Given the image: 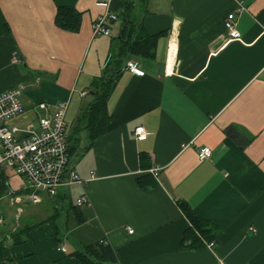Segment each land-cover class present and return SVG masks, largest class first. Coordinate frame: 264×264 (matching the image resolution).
<instances>
[{"label": "crops", "instance_id": "crops-1", "mask_svg": "<svg viewBox=\"0 0 264 264\" xmlns=\"http://www.w3.org/2000/svg\"><path fill=\"white\" fill-rule=\"evenodd\" d=\"M242 1V39L228 41L225 20L237 0H149L145 23L158 36L155 55L130 58L143 75L124 65L115 76L109 128L89 147L83 124L74 129L93 100V80L119 52L128 0H0L10 26L0 35V93L23 90L19 124L40 116L42 101L51 110L69 102L68 140L77 137L79 148L72 167L87 181L70 190L75 203L84 192L90 201L80 207L82 222L69 211L60 242L56 222L45 220L54 199L41 193L33 204L46 208L44 219L28 242L7 247L0 264H81L71 253L102 240L119 264H264V0ZM62 6L81 13L77 31L56 24ZM107 11L118 16L111 35L94 36L93 23ZM140 125L145 140L135 136ZM203 147L213 152L201 160ZM156 166L158 184L142 187L139 177ZM6 173L13 191L24 190V177ZM178 200L217 226L213 247H182L190 221ZM15 223L0 224V240Z\"/></svg>", "mask_w": 264, "mask_h": 264}, {"label": "trees", "instance_id": "trees-1", "mask_svg": "<svg viewBox=\"0 0 264 264\" xmlns=\"http://www.w3.org/2000/svg\"><path fill=\"white\" fill-rule=\"evenodd\" d=\"M149 0H128L127 17L123 19V28L120 33L119 52L111 57L104 73L92 82L93 100L83 109L78 118V125L74 133L83 129L88 134V145L93 146L97 139L107 132L110 125V113L108 110V97L115 80L124 65L132 57L150 58L155 55L157 47V35H151L147 31L145 20L150 14L148 9ZM56 24L65 30L77 31L81 23V13L72 7H59L55 18ZM10 31V26L0 9V35ZM232 135V134H231ZM233 136V135H232ZM234 137V136H233ZM78 138L69 144L71 157L79 154L77 146ZM70 143V138L68 140ZM139 184L144 188L157 185L156 179L150 173L139 177ZM71 187L61 190L52 203L53 212L45 220L56 222L55 238L62 242L67 238L66 218L69 211H73L78 220H84L80 207L74 202ZM28 191V190H27ZM12 191L7 173H0V202L5 196H16L27 192ZM183 213L190 221L189 228L185 231L182 247L185 249H200L215 243L217 226L200 217L192 206L184 200H178ZM37 224H26L14 231L4 233L0 240V261L5 258V251L9 245H19L31 239V230ZM76 256L81 264H119L115 249L108 240L98 241L89 245L80 246L71 253Z\"/></svg>", "mask_w": 264, "mask_h": 264}, {"label": "built area", "instance_id": "built-area-1", "mask_svg": "<svg viewBox=\"0 0 264 264\" xmlns=\"http://www.w3.org/2000/svg\"><path fill=\"white\" fill-rule=\"evenodd\" d=\"M246 9L243 1L237 0L236 10L228 14L225 20L228 41L242 39L236 28V14ZM117 19L118 16L110 11L100 15L93 23V35H111L109 22ZM126 68L135 75L144 74L134 60H129ZM22 96L21 88H11L0 93V173L12 170L24 177L27 180L24 190L28 191L20 196L24 195V199L30 203L41 202V193L56 196L61 190L72 185L85 189L87 181L72 167V157L69 153V125L66 120L69 102L61 101L51 110L50 104L42 101L35 111L41 110L46 114L25 124L12 123L27 110ZM135 136L138 140L147 138L148 133L143 125L136 127ZM212 152L210 147L200 148L199 158H210ZM160 170V167L156 166L150 169V173L158 177ZM12 199L18 203L25 201L19 195L13 196ZM76 204L79 207L90 204L86 192L78 197ZM19 210L21 211L20 208ZM4 222L5 218L0 213V224ZM129 232L133 233L134 230L129 228ZM214 244L211 242L208 246L213 247ZM62 250L66 251L65 247H62Z\"/></svg>", "mask_w": 264, "mask_h": 264}, {"label": "rangeland", "instance_id": "rangeland-1", "mask_svg": "<svg viewBox=\"0 0 264 264\" xmlns=\"http://www.w3.org/2000/svg\"><path fill=\"white\" fill-rule=\"evenodd\" d=\"M39 113L40 116L44 115L43 111L42 113ZM12 123L19 124L20 121L14 120L12 121ZM74 199H76V196H74ZM19 208L21 209V211L19 210ZM0 212H3L6 218L5 224H7H3L2 229H9L13 226V224H16L15 222H17L18 226L38 223L44 219L43 214H45L47 210L45 207H43V205L29 203L27 200H25L23 204L19 205L15 202L14 199H12L11 196H5L0 202ZM18 217H20V220H18Z\"/></svg>", "mask_w": 264, "mask_h": 264}]
</instances>
